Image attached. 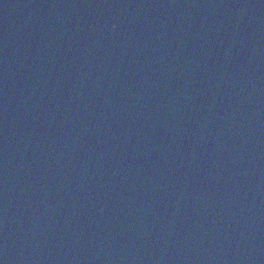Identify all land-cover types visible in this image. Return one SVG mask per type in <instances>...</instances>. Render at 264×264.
Masks as SVG:
<instances>
[{
  "label": "water",
  "instance_id": "1",
  "mask_svg": "<svg viewBox=\"0 0 264 264\" xmlns=\"http://www.w3.org/2000/svg\"><path fill=\"white\" fill-rule=\"evenodd\" d=\"M0 264H264V0H0Z\"/></svg>",
  "mask_w": 264,
  "mask_h": 264
}]
</instances>
